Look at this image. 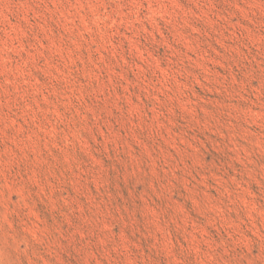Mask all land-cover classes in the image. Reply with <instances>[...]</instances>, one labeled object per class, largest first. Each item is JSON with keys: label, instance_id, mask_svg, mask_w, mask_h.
Segmentation results:
<instances>
[{"label": "rangeland", "instance_id": "obj_1", "mask_svg": "<svg viewBox=\"0 0 264 264\" xmlns=\"http://www.w3.org/2000/svg\"><path fill=\"white\" fill-rule=\"evenodd\" d=\"M0 264H264V0H0Z\"/></svg>", "mask_w": 264, "mask_h": 264}]
</instances>
